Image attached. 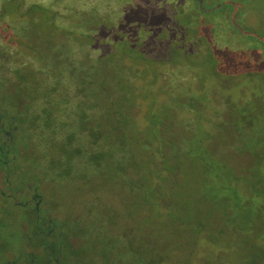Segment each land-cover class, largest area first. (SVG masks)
Here are the masks:
<instances>
[{"label":"trees","instance_id":"trees-1","mask_svg":"<svg viewBox=\"0 0 264 264\" xmlns=\"http://www.w3.org/2000/svg\"><path fill=\"white\" fill-rule=\"evenodd\" d=\"M162 1H165L163 2L165 4L160 9L167 10L168 22L171 25L181 22L178 24L180 37L178 43L173 37L175 28H169L171 40L166 32L167 29H159L152 33L151 28L144 23L133 26L132 30L127 32L124 31L126 26L124 16L116 15L115 11L107 12L106 16L101 15L98 7L93 5L90 11L83 12L67 7L69 12L67 17L71 14L77 15L79 20L72 29L64 27L67 42L64 43L62 53L54 48L53 56H43L39 52L37 56L35 54L37 51L32 52L36 48L27 49L28 46L23 44L24 34L17 29H15L17 33L13 35L19 38V42L13 52L5 51L0 45V171L3 174V177L0 176V185L3 186V181L6 180L14 185L23 184L26 178L30 179L29 175L32 172L39 173L41 178L45 176L43 158L35 156L29 163L26 157L31 156L36 140L47 137L49 133L53 134L63 120L69 122L59 116V112L72 106L69 99L74 95L93 101L91 91L95 90L101 94L111 91V95L106 93V101L114 108V121L117 125L120 122L127 124L129 132H134L133 135H142L147 131H156L159 134L160 108H172L175 119L176 107L187 108L195 114V122L200 126L198 128L196 124L198 132H205L204 165L212 174L206 176L207 183L219 188L224 186L227 190L229 181L235 183L242 181L244 197L242 194L238 196L236 191L227 193L242 206L251 199L246 196L251 193L248 191L250 189L262 197L263 202L259 203V208L256 210L257 228L261 229L260 235L255 239L258 253L252 257L251 262L244 264H264V192H262L264 188V70L257 66L264 60V50L259 51V46L264 49V40L260 39V43L255 41L253 33L260 27L246 21L247 14L255 13L254 8L260 9L264 14V0H182L184 3L179 2L178 5L174 0L173 3L168 0H156V3ZM19 7L18 2L17 8ZM32 7L37 11L50 9L37 3L29 5L27 9ZM57 17L58 12L52 11L50 16L52 25L59 26ZM219 18L223 20L218 22ZM262 19L264 20V17ZM85 26L87 27L84 28ZM222 26L224 30H221ZM79 28H88L91 31L78 32ZM221 32L228 34L233 41L239 42L237 47H233L232 44L224 47L225 53L235 61L229 63L226 58L221 60L222 65L226 66V73L218 71L219 64L213 54L219 49L213 41ZM21 45H24L27 51L18 48ZM90 45L96 47L99 52L94 59L89 56L90 49L87 47ZM6 46L9 47V43ZM79 48L88 49L85 58H79L78 54L81 51ZM179 51L184 54L181 55ZM14 54L25 56L26 59L13 60ZM205 54L207 62L205 59L195 58L202 55L204 58ZM183 66L192 70L197 75V79L201 78L198 80L200 84L198 91H193L186 97L176 95L170 84L172 79L163 75L165 68L178 70ZM204 72L205 80L201 77ZM138 80L142 82L137 83ZM23 88L36 92L35 98L30 102L24 96L15 93ZM161 96H166V100L160 101ZM94 103L96 104V100ZM143 106H145L142 115L144 124L141 126L139 110H142ZM206 109H209L210 113L206 114ZM120 111L125 112L122 118ZM80 121H82L80 131L75 133L66 131L65 141L63 139L67 151L73 155L72 160L64 161V166L67 167H70L72 161L84 164L86 160L99 162L98 160L102 159L101 153L104 148L99 147L98 142L91 138L92 127L88 113H82ZM220 131L225 132L224 137L230 145L228 150L225 149L229 152L227 156L231 155L230 153L241 156L238 159H241V164L233 166L232 169L223 166L221 169L217 167L220 161L212 159V156L210 158L206 156L210 153L217 157L219 145L215 143L213 145L210 139L214 138L215 132L219 134ZM83 137H87L91 142L87 140L88 143H84L81 140ZM71 138L75 141H69ZM153 149L152 145L151 149H144V152L153 155ZM104 150L110 149L107 147ZM119 151L135 152L132 147L125 148V146ZM194 151L195 154L204 152L199 144ZM225 161L230 160L228 158ZM229 165L231 166V162ZM151 169L147 181L149 189L147 199L157 183L167 185L166 180L169 176V173H165L167 167L165 172H159L153 167ZM70 170L69 173H75L72 168ZM226 178L227 182H225ZM29 182L35 188L40 186L37 180L34 183L33 179H30ZM3 204L4 200H1L0 247L5 248L9 244L8 235H13L9 233V227L17 220L11 216L12 210ZM13 206L20 209L21 216L18 222L21 225L19 236L22 242L30 247L34 244L36 248L39 247L37 253L42 254L37 256L38 261L31 262V258L26 256L27 247L24 244L11 260L22 264H48L43 256L48 233L46 227H43L44 220L40 213L38 214L32 207L33 215L37 216V219H34L31 218L30 212L28 213V208ZM78 224L79 222L75 224L74 231H70V226L67 230L73 233L78 231L82 237L80 248L82 251L86 240L84 238L86 228L82 224V227L78 228ZM101 232H105V228L100 225V228L97 227L99 235L92 241L91 250L104 258L103 264H109L106 254L113 247L108 238L100 239ZM51 240L55 242L54 246L58 251L61 247L68 246L66 236L62 237L56 233ZM3 261L0 259V264Z\"/></svg>","mask_w":264,"mask_h":264},{"label":"rangeland","instance_id":"rangeland-1","mask_svg":"<svg viewBox=\"0 0 264 264\" xmlns=\"http://www.w3.org/2000/svg\"><path fill=\"white\" fill-rule=\"evenodd\" d=\"M168 1L173 3V0ZM18 2L19 8H17ZM163 2L165 1L157 4L156 0H0V45L5 51L13 52L19 42V38L13 35L17 33L15 31L17 29L24 34L23 44L28 46L27 49L36 48L32 52L37 51L35 52L37 56L38 52L43 56H53L54 48L62 53L64 43L67 42L64 27L72 29L79 20L77 15L71 14L67 17L69 13L67 7L83 12L90 11L93 5L98 7L101 15L106 16L107 12L115 11L116 15L124 16L126 23L124 31L127 32L131 31L133 26L144 23L151 28L152 33L159 29H167L166 32L171 40L169 28H175L173 37L178 43L180 41L178 24L181 22L172 25L168 22L167 10L160 9L165 4ZM179 2L182 0H174L176 5L180 4ZM34 3L50 9L43 11H37L34 7L27 9ZM52 11L58 12L59 26L52 25L50 22ZM254 11V14L246 15V21L260 27L253 33L255 41L260 43V39L264 40V20L262 19L264 14L258 8H254ZM222 20L219 18L218 22ZM239 27L243 29L242 26ZM84 28H79L77 31H91ZM221 30H224L223 26ZM203 32L205 34V28ZM244 32L247 31L244 30ZM215 38L213 43H216L219 49L213 54L219 64L218 71L226 73V66L222 65L221 60L226 58L229 63H232L234 58L225 53L224 47L228 44L237 47L239 42L233 41L223 32ZM7 43L9 47L6 46ZM18 48L27 51L24 45ZM87 48L90 49L91 59L98 56L96 47L90 45ZM88 49L79 48L80 59L86 55ZM261 50L264 49L259 46V51ZM16 58L26 59L25 56L14 54L13 60ZM195 58L205 59L207 62L206 54L204 58L203 55ZM257 66L264 70V60ZM163 75L172 79L170 84L173 86L174 93L182 97L198 91L200 87L198 80L201 78L197 79V75L185 66L178 70L165 68ZM201 77L205 80V72L201 74ZM141 82V80L137 81V83ZM15 93L24 96L28 102L36 96V92L29 88L17 90ZM106 93L111 95V91ZM106 93L91 91L93 101L89 98L81 99L76 95L70 97L72 106L63 111L65 114L59 112V116L61 115L69 122L63 120L53 134L49 133L47 137L36 140L31 156L26 157L29 163L35 156L43 158L46 168L45 176L41 178L39 173L32 172L29 178L33 179L34 183L36 180L39 182L38 190L45 192L50 205L63 204L64 215L61 212L63 217L54 208L57 217L64 220L73 210L79 222L86 228L84 250H80L77 263L103 264L104 258L91 250L92 241L99 235L97 227L100 228V225L105 228V232L100 234V239L108 238L113 247L106 254L109 264H131L132 262L134 264H244L251 262L252 257L258 253L255 239L257 235H260L261 229L257 228L256 210L259 208V203L263 202L262 197L250 189L248 191L251 193L246 196L251 199L242 206L227 194L236 191L238 196L241 195L242 181L238 183L229 181L227 190L224 186L219 188L207 183L206 176L212 174L204 165L205 132H198L197 129L200 126L195 122V114L187 108L176 107L177 118L175 119L172 108L162 107L159 109V121H161L158 124L159 134L156 131H147L142 135H133L134 132H129L127 124L120 122L118 127L114 121V108L106 101ZM165 100L166 96L160 97V101ZM144 110L145 106L139 110L141 126L144 124L142 119ZM82 113H88V120L92 127L91 138L98 142L99 147L104 149L109 147L110 150L102 149V159L98 160L99 162L86 160L83 164V162L72 161L70 167H67L64 166V161L72 160L73 155L63 144L65 132L80 131ZM208 113L210 110L206 109V114ZM123 114L125 115V112L120 111L121 118ZM203 126L205 127V121ZM224 134V131H220L219 134L215 132L214 138L210 139L213 145L214 143L219 145L217 157L210 153L206 156L208 158L212 156V159L220 161L217 167L232 169L233 166L241 164V159L238 160L240 155L236 156L234 153L227 156L229 152L225 149L228 150L230 145L226 142ZM81 140L84 143L87 140L91 142L87 137ZM69 141L75 140L71 138ZM197 144L204 150L203 154H195L194 149ZM152 145L154 154L147 155L144 149H151ZM124 146L132 147L135 152L119 151ZM228 158L230 161H225ZM227 162L229 164L231 162L232 167ZM151 167L158 169L159 172H165L167 167L169 170L166 169L165 173H169V176L166 180L167 185L159 182L153 186L154 188L151 187L154 190H151L147 199L149 192L147 181ZM70 168L75 173H69ZM47 177L52 179L48 185L44 181ZM227 181L226 178L225 182ZM7 207L12 210L11 216L17 220L9 227V233L13 235H8V241L15 256L16 249L23 243L19 236L21 225L18 222L21 214L20 209L10 204H7ZM70 231H74V227Z\"/></svg>","mask_w":264,"mask_h":264},{"label":"flooded vegetation","instance_id":"flooded-vegetation-1","mask_svg":"<svg viewBox=\"0 0 264 264\" xmlns=\"http://www.w3.org/2000/svg\"><path fill=\"white\" fill-rule=\"evenodd\" d=\"M0 176L3 177L1 171ZM11 179L13 178L11 177ZM29 181L30 179L26 178L25 182L20 185H14L12 182L7 180L6 182L3 181V186L2 184L0 185V202L1 200H4V206L10 204L22 208H28V213L30 212L31 218L34 217V219H37V216L33 215L34 212L32 211V207L36 209L38 214L40 213L42 220H44L43 227H46L48 233V239L46 241L47 244L43 249L45 251L43 253L44 260L48 264H78L77 257L80 254L82 237L78 234V231L75 233L70 232L67 230V227H75V224L79 222V218L73 210L64 220L63 218L57 217L54 210H58V214L63 217V204L50 205L45 192H39L38 188L33 187ZM44 181H46V185H48L51 183L52 179L47 177L44 178ZM61 212L63 215H61ZM79 224L80 226L78 225V228L82 227L80 222ZM56 233L62 237L66 236L68 238L67 244L69 247H61L59 251L56 250L54 246L55 242L51 240V237ZM24 244H26L25 246L27 247L25 249V251H27L26 256L31 258V262L38 261L37 256H40L42 253H37L39 251V247L36 248L33 246L34 244H31L30 247L27 243L23 242L20 247L16 249L17 254ZM64 244L65 243H63V245ZM0 252L1 260H4L2 264H22V262H14L12 261L13 259L11 260V258L14 257V254L10 244H8L5 248L0 247Z\"/></svg>","mask_w":264,"mask_h":264}]
</instances>
